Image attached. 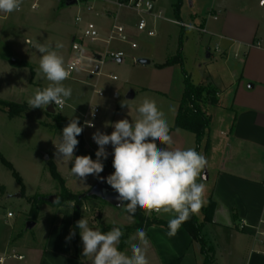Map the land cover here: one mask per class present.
<instances>
[{"label": "rangeland", "instance_id": "374dc122", "mask_svg": "<svg viewBox=\"0 0 264 264\" xmlns=\"http://www.w3.org/2000/svg\"><path fill=\"white\" fill-rule=\"evenodd\" d=\"M223 2L224 0H152V12L160 11L161 18L154 19L147 15V28L144 31L136 30L135 12L120 5L119 0H76L69 6L65 4V0H23L21 10L11 14L0 13V99L19 105L15 108L17 115L13 117H9L0 107V157L11 164L21 179L19 183L0 159V256L18 253L15 249H7L9 245L23 246V250L29 247L42 248L51 227L59 221L57 211L61 207L42 200L52 194L56 197L61 194V185L50 175V161L54 162L57 172L64 180V187L72 193H88L100 180L90 175L82 182L71 174L72 162L56 159L57 149L54 143H59L62 132L56 126V116L78 118L81 126L83 121H91L95 125L91 128L83 126L85 151L79 153L75 149L74 152V156L90 155L95 160V153L91 151L96 152L98 145L91 141L93 133L100 130L110 134L113 128L105 127L106 124L134 118L136 107L146 96L156 101L165 113L170 130H175L172 127L184 87L183 71L195 85H210L216 89L215 82L220 86L228 80L229 63L220 56L224 49L219 39L222 19L217 15L214 19L210 12L211 9L218 11V6ZM227 4L238 15L230 21L236 25L234 32L242 35L249 32L251 37L257 32L256 37H261L264 41V0H227ZM176 5L178 17L174 12ZM88 6H91V10H87ZM76 16L80 17L79 22L75 21ZM87 22L95 25L99 38L93 42L86 39L81 41L86 59L81 68L74 70L71 77L64 81L65 86L72 89L71 98L61 110H55L54 114L46 112V108H29L27 101L35 90L44 88L49 83L38 72L40 53L33 45L40 43L55 47L57 43L62 44L63 47L57 51L66 61L73 38L76 41L81 38L82 28ZM115 24L124 28L127 43L121 44V49L125 45L129 49L120 62L104 56L107 49L118 48L113 45L115 42H104ZM147 30L154 31V35L149 36ZM131 43L135 44V48H130ZM234 50L235 48L231 52V62L234 60ZM206 52L211 54L210 58H206ZM139 55L146 56L142 58H147L150 63H137ZM96 56L101 57V62L96 65L98 70L95 73L93 60ZM174 57L175 60L179 58L180 63L167 64ZM14 62H23L25 65L17 66ZM111 76H115V79ZM96 90H100L102 96H97ZM131 92L133 97L129 98ZM125 100L129 101L130 109L121 107V102ZM92 107L98 109L94 119L89 118ZM215 120L217 122L211 130L218 135L224 129V124L219 121L220 116ZM176 133H180L181 137L172 134L173 147L196 149L192 133ZM106 150L109 162H102L104 167H108V176L114 172L112 146H106ZM197 151L207 160L210 158L205 151V140ZM203 175L204 173L201 182L206 184L209 193L210 182L204 181ZM102 176L103 172L100 173V177ZM105 184L108 185L106 182ZM64 203L70 209L75 204L67 201ZM79 207V217L88 219L89 226L93 229L108 231L113 226L120 227L125 239L122 250L129 252L125 241L137 231L132 229L133 216H129L123 207H114L96 196L83 199ZM8 212L11 213L10 217H7ZM142 212L146 217L169 219L166 215H147ZM196 217L198 220L202 219L201 210ZM27 222H34V226L26 228ZM140 229L145 230L149 243L163 241L164 236L160 232L163 229L145 225ZM79 250H83L80 235ZM13 261L16 260L6 258L4 264ZM148 261L150 263L149 259ZM201 262L199 245L192 242L182 264ZM218 264H223L219 257Z\"/></svg>", "mask_w": 264, "mask_h": 264}, {"label": "crops", "instance_id": "0c3cea01", "mask_svg": "<svg viewBox=\"0 0 264 264\" xmlns=\"http://www.w3.org/2000/svg\"><path fill=\"white\" fill-rule=\"evenodd\" d=\"M218 7V11L211 9L210 12L214 19L216 15L222 19L219 39L224 49L220 56L229 63V68L228 80L220 86L214 83L219 103L212 109V123L207 131L205 151L211 159L207 160L203 179L210 182L206 204L210 198L215 208L212 220L204 224L202 234L207 245L213 249V264H218V257L223 264H264V236L251 227L257 225L264 206V41L256 37L257 32L252 37L249 32L243 35L234 32L236 25L230 21L238 15L232 12L227 0ZM113 45L124 52L129 50L127 45L124 49L119 43ZM234 48V60L231 62ZM217 116L224 124L218 135L211 130ZM178 131L188 132L175 129L171 134L181 137L180 133H176ZM91 141L95 143L93 139ZM57 214L59 221L51 227L42 248L23 250V246L9 245L7 249H15L23 255L22 260L8 256L7 259L16 260L10 264H90V258L82 256L81 250L80 258H73L70 243L66 242L72 209L61 207ZM243 221L246 226H241ZM167 231L160 230L163 241L148 242L146 245V254L152 264H182L192 244L184 228L171 238L167 236Z\"/></svg>", "mask_w": 264, "mask_h": 264}, {"label": "clouds", "instance_id": "9594fccd", "mask_svg": "<svg viewBox=\"0 0 264 264\" xmlns=\"http://www.w3.org/2000/svg\"><path fill=\"white\" fill-rule=\"evenodd\" d=\"M22 5L23 0H0V13L11 14L21 10ZM33 47L40 53L38 72L49 83L35 90L27 101L29 108L44 109L52 103L63 108L72 95L71 87L64 84L71 77L70 66L57 51L63 45L36 43ZM121 107L130 109L129 101H122ZM135 111L131 120L106 124L105 127L113 128L110 134L100 130L93 133L92 139L98 145L95 160L90 155L74 156L79 144L77 137L84 129L78 118H71L60 133L59 143H54L55 156L72 162L70 172L78 180L83 182L91 175L110 185L117 193L118 206L129 216H134L137 210L147 215L168 216L166 234L171 238L206 203L207 187L201 178L208 161L195 148L173 147L169 123L154 99L146 96ZM85 125L95 127L90 121ZM108 145L113 149L114 172L104 178L100 173L104 171L102 160L109 155ZM55 203H59L58 198ZM76 227L83 244L82 256L90 258V264H149L144 229H137L125 241L129 254L119 247L124 237L120 227L113 226L108 231L93 229L83 217L76 222ZM75 235V231L70 232L66 242Z\"/></svg>", "mask_w": 264, "mask_h": 264}, {"label": "trees", "instance_id": "16d2710c", "mask_svg": "<svg viewBox=\"0 0 264 264\" xmlns=\"http://www.w3.org/2000/svg\"><path fill=\"white\" fill-rule=\"evenodd\" d=\"M126 0H119L123 2ZM175 15L178 17V6L174 8ZM179 57V56H178ZM180 63L179 58L175 60L171 58L167 64L174 65ZM17 66L25 65L23 62H14ZM183 91L179 100L175 120L173 127L174 129H181L192 133L195 136L196 141V150L199 149L200 144L205 140V150L207 149V131L212 123V109L218 106L217 99V90L210 85L198 84L195 85L190 82L189 75L183 71ZM0 107L9 117L17 115L15 108L19 107L16 103L1 100ZM70 118L58 115L55 117L56 126L58 129H63L68 123ZM81 124V123H79ZM79 144L77 146V151L79 153H84V139L83 133L77 137ZM1 162L11 170L12 174L15 176L16 180L21 183V179L16 171L13 170L11 164L6 162L2 157H0ZM104 171L108 172V167H104ZM49 172L52 179L56 180L61 185V194L57 198L59 203H54L53 205L57 207L67 206L64 202H74L75 207L72 208V218L71 225L69 228V233L72 231L76 232V235L73 239L69 241L71 247V256L73 258H80L79 250V230L76 227V222L80 220V203L83 199H89L94 196H88L86 193L75 194L68 191L64 187V180L60 177L59 173L56 170V167L52 161L49 162ZM33 198V197H31ZM42 197H36V199H41ZM44 201V198H42ZM215 208V203L210 198L205 206L202 207V219L198 220L196 214L192 215L191 218L185 222L181 228H184L188 233L190 240L199 245V250L202 255L201 264H213L214 254L212 247L207 245V242L202 234V229L205 223H209L212 220V213ZM134 217V224L132 229H140L145 226H157L163 229L168 230V220H164L156 217H146L141 210H137ZM69 236V234H68ZM124 237L121 240L120 248L121 250L124 247Z\"/></svg>", "mask_w": 264, "mask_h": 264}, {"label": "built area", "instance_id": "2783aa9c", "mask_svg": "<svg viewBox=\"0 0 264 264\" xmlns=\"http://www.w3.org/2000/svg\"><path fill=\"white\" fill-rule=\"evenodd\" d=\"M120 5L131 9L132 11L135 12L137 18H136V22H135V28L137 31H144L147 28V19L146 16L149 15L151 17H153L154 19H159L161 18V12L157 11V12H152L153 11V4H152V0H126L123 3H120ZM87 10H91V6L87 7ZM75 21L79 22L80 21V17L76 16L75 17ZM147 34L149 36H153L154 35V31L152 30H147ZM99 38V34H98V30L96 29L95 25L92 22H87L84 24L83 28H82V32H81V38L76 41L75 38H73L72 42H71V46H70V52L67 58V65L70 66V71L71 73L76 70L81 68V65L83 63V60L86 59V57L84 56L83 52H82V47H81V41L83 39H86L90 42L96 41ZM104 42L106 44H111L112 42L115 43H119V44H126V37L124 34V28L122 25L119 24H115L112 26L107 38L104 40ZM130 48H135V44L131 43ZM104 56L106 58H110L113 59L115 61L118 62V60L122 61V59L125 56V52L123 50H119V49H114V50H109L107 49L104 53ZM101 57L100 56H96V59H94V66L95 69L98 68V66H96L98 64V62H101ZM94 69V72H95ZM96 73V72H95ZM111 78L114 80L115 76H111ZM95 94L97 96H102V92L100 90H96ZM52 106L54 108V110H61L62 108L59 106H55L54 103H52ZM93 110H94V116H93ZM98 113V109L97 107H92L90 114H89V118L90 119H94L96 118ZM86 121L82 122V126H86L85 125ZM91 122V121H90ZM87 127V126H86ZM91 128V127H89ZM11 213H7V217H10ZM247 224L243 221L241 223V226H246ZM257 234L264 236V229H259L260 227H264V206H263V214L262 216L259 218L257 225L255 226H251ZM13 257L17 260H22L23 259V255L16 253V252H12L9 255H3L0 256V264H4L5 259L7 257Z\"/></svg>", "mask_w": 264, "mask_h": 264}, {"label": "water", "instance_id": "95a60500", "mask_svg": "<svg viewBox=\"0 0 264 264\" xmlns=\"http://www.w3.org/2000/svg\"><path fill=\"white\" fill-rule=\"evenodd\" d=\"M76 2V0H65V4L67 6L72 5ZM206 58H209L210 54L209 52H206ZM118 62H120V60H118ZM137 63L141 64V65H146L149 64V60L146 58H138L136 60ZM98 68L95 69V72H97ZM133 97V93L131 92L129 94V98ZM46 112L50 113V114H54L55 110L52 106V104H49L46 107ZM108 172L103 171V176L104 178L107 177ZM88 196H96L98 198H100L101 200H103L104 202L114 206V207H121L118 206L119 205V201L116 199L117 197V193L108 185L105 184L104 181H102L101 179L97 182L96 185H94V187L88 192L86 193ZM19 196V195H16ZM57 199L56 195L52 194L49 195L47 197L44 198L45 202H48L50 204H54L55 200ZM34 226V222H27L26 223V228L31 229Z\"/></svg>", "mask_w": 264, "mask_h": 264}]
</instances>
